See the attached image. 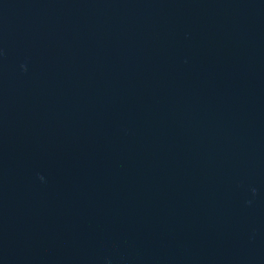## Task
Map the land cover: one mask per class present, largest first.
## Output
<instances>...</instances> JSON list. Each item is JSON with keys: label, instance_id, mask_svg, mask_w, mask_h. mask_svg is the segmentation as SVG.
Masks as SVG:
<instances>
[{"label": "water", "instance_id": "water-1", "mask_svg": "<svg viewBox=\"0 0 264 264\" xmlns=\"http://www.w3.org/2000/svg\"><path fill=\"white\" fill-rule=\"evenodd\" d=\"M0 264H264V0H0Z\"/></svg>", "mask_w": 264, "mask_h": 264}]
</instances>
